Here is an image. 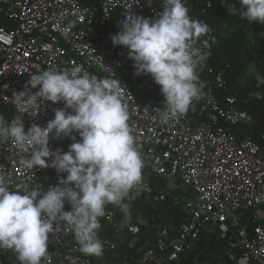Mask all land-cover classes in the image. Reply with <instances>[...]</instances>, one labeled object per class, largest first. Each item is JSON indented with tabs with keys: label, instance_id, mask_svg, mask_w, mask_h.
Returning a JSON list of instances; mask_svg holds the SVG:
<instances>
[{
	"label": "built area",
	"instance_id": "built-area-1",
	"mask_svg": "<svg viewBox=\"0 0 264 264\" xmlns=\"http://www.w3.org/2000/svg\"><path fill=\"white\" fill-rule=\"evenodd\" d=\"M213 4L214 0H209L207 6ZM187 6L191 15L199 2L187 0ZM163 8L164 0H0V108L11 110L4 117L11 120L23 115L16 109L14 94L26 89L38 91L26 84L33 73L80 66L90 75L120 81L133 134L146 160L145 187L135 195L137 205L130 206L131 220L125 223L118 207L106 206L99 230L104 241L102 256L82 253L71 227L61 225L49 233L48 255L41 264H183L207 238L234 231L238 236L235 256L264 264V131L256 134L254 118L243 107L248 97L230 90L223 70L210 68L205 72L202 65L198 68L201 98L183 116L162 122L159 112L154 111L164 106L160 85L151 75H136L129 49L112 42L111 36L122 30L124 15L133 12L154 18ZM215 32L216 28L210 27L201 40L210 42ZM25 69L28 71L23 72ZM262 85L260 74L257 86ZM150 95L161 100L147 99ZM251 96L260 98L261 93ZM39 103L26 109L38 112L36 115L30 111L23 115L26 130L33 123L46 126L56 109L65 106L42 98ZM145 107L153 112L145 115ZM73 135L80 139L78 133ZM73 142L71 137L62 141L50 138V148L67 152ZM0 175L7 177L12 187L24 184L46 191L67 173L58 174L51 166L23 168L20 151L7 142L0 145ZM169 180L189 189L188 197L174 198L181 212L175 223L162 216L157 220L152 213L166 207ZM13 191L23 193L22 188ZM70 209L66 203L65 210ZM146 224H150L155 240L138 248L139 233ZM118 235L127 239L117 241ZM119 242L126 244L129 252L138 249L139 256L131 255L122 263L110 259L106 254L115 252ZM6 252L12 254L11 264H20L11 250Z\"/></svg>",
	"mask_w": 264,
	"mask_h": 264
},
{
	"label": "clouds",
	"instance_id": "clouds-1",
	"mask_svg": "<svg viewBox=\"0 0 264 264\" xmlns=\"http://www.w3.org/2000/svg\"><path fill=\"white\" fill-rule=\"evenodd\" d=\"M240 4L239 9L230 5L229 12L249 23L264 24V0H240ZM189 11L187 0H164L163 10L154 18L133 12L124 15L122 30L111 36L114 45L129 49L135 74L151 75L160 85L164 106L154 111L165 123L186 114L201 98L198 68L211 55L207 39L201 40L210 27L193 19ZM26 84L38 91L14 94L16 109L23 115L28 111L36 115L38 112L26 109L40 104L41 98L65 106L56 109L46 126L33 123L27 130L23 115L8 120L0 114V145L10 142L20 151L23 168L51 166L67 175L46 191L24 184L12 187L0 175V250H11L20 264H41L48 255L49 233L68 225L79 250L100 257L104 241L99 230L106 206L118 207L127 223L131 220L128 201L145 187L146 160L133 134L120 81L98 78L74 66L33 73ZM143 111L145 115L153 112L149 107ZM62 137L75 142L67 152L53 151L50 138ZM21 188L23 193L13 191ZM66 203L70 210H65Z\"/></svg>",
	"mask_w": 264,
	"mask_h": 264
},
{
	"label": "trees",
	"instance_id": "trees-1",
	"mask_svg": "<svg viewBox=\"0 0 264 264\" xmlns=\"http://www.w3.org/2000/svg\"><path fill=\"white\" fill-rule=\"evenodd\" d=\"M93 0H88L92 3ZM199 2V6L191 13L193 19L201 20L216 28V32L209 44L211 55L203 65L205 72L210 68L223 70L229 81L230 90L238 91L242 97H248L249 102L243 107L248 110L254 118L256 134L264 131V85L257 86L258 75L264 77V24L259 22L249 23L241 19L239 15L229 12V6L241 7L240 0L216 1L212 6H207L209 0H193ZM206 8L203 12L202 9ZM205 72L201 76H205ZM260 92L261 97L251 96L253 92ZM149 100L160 101L158 96L150 95ZM192 107V106H191ZM190 107V108H191ZM190 110V109H189ZM188 110V111H189ZM168 197L170 203L165 204L167 208L161 209L162 217L170 220L169 213L174 200ZM171 204V205H170ZM171 212V211H170ZM181 217L179 216L178 219ZM108 236L111 231L108 230ZM224 235H221L223 237ZM117 241L118 237L115 238ZM119 242V248L122 246ZM183 264H196L192 260L184 259ZM240 264V262H237Z\"/></svg>",
	"mask_w": 264,
	"mask_h": 264
},
{
	"label": "crops",
	"instance_id": "crops-1",
	"mask_svg": "<svg viewBox=\"0 0 264 264\" xmlns=\"http://www.w3.org/2000/svg\"><path fill=\"white\" fill-rule=\"evenodd\" d=\"M0 110H3L2 112H3V114H4V116L5 115H8V114H10L11 113V110H10V108H7V107H1L0 108ZM174 182V184H176V187L175 188H173L172 190H170L169 191V196H171L170 198L172 199V200H175L174 198H175V196H184V197H188V191H189V189H188V186H185V188H183V186H181L180 184H177V182H175V181H173ZM175 202V201H174ZM168 203H170V201H168V202H166L165 204H168ZM176 203V202H175ZM171 205V204H170ZM172 207H174L175 209H173L172 208V210H170L169 211V213H170V220L169 221H171V222H177L179 219H178V217L181 215V212H180V207H179V205H176L175 204V206H177V208L175 207V206H173V205H171ZM168 208V207H167ZM177 212H176V211ZM147 213H149V212H147ZM153 213V212H152ZM169 213L168 212H166L165 211V213L164 214H167V215H169ZM161 216V215H160ZM162 218H158V220H161ZM150 224L149 225H145L144 227H143V230L139 233V238H140V242H139V244L137 245V247L139 248V247H145V246H150L151 244H152V242L155 240V235L153 234V233H151L150 232ZM221 236V235H220ZM118 237V240L120 241V242H122V241H124L125 239H127V237L126 236H121V235H118L117 236ZM132 237V236H131ZM207 237H208V235H207ZM216 240H218V243L220 244L219 245V249L222 251L223 249H225V245H226V247L227 248H229V251L228 250H224V252H223V255H221L222 257L221 258H217L216 260L217 261H219V260H222V262L224 263V264H229V262H230V260H228L226 257H225V255L224 254H228V253H230V255L232 254V255H236V252H237V250H236V247H237V244H238V236H237V234H236V232L234 231V232H231V233H228V234H226L225 236H223V237H219V235L217 236H213V237H209V238H207V241H206V243H205V245L204 246H201V248H199V249H197V250H199L202 254H203V252H204V248L205 247H208L209 246V242L210 241H214V242H216ZM122 246L119 248V246H118V249L115 251V252H108L106 255L110 258V259H116L119 263H122V261L123 260H125L127 257H129V256H131V255H133V256H135V255H137V256H139L138 254H139V252H137V250L135 251V252H133L132 250L129 252L128 250H127V248L125 247V245L126 244H124V243H122L121 244ZM138 253V254H137ZM8 254V252H0V264H4V261H5V256ZM195 254H196V252H194V253H192L191 254V260L194 262V256H195ZM227 256V255H226ZM205 257H206V255H205ZM234 257V256H233ZM237 257V256H236ZM206 259H207V257H206ZM234 259H235V257H234ZM236 259H238V257L236 258ZM13 261V257H12V259H8V262L11 264V262ZM217 261L215 262V261H212V262H214V264H217ZM220 262V261H219ZM218 262V263H219ZM237 262H240V261H238V260H236L235 261V263H237ZM196 263V262H195ZM58 264V263H57ZM240 264H241V262H240Z\"/></svg>",
	"mask_w": 264,
	"mask_h": 264
},
{
	"label": "rangeland",
	"instance_id": "rangeland-1",
	"mask_svg": "<svg viewBox=\"0 0 264 264\" xmlns=\"http://www.w3.org/2000/svg\"><path fill=\"white\" fill-rule=\"evenodd\" d=\"M216 1H219L220 2V1H223V0H216ZM2 111L3 110H0V114L4 115ZM63 139H64V137H62V138H60L58 140L62 141ZM185 186L186 185H184L183 188H185ZM175 187H176V184H174L173 180H169L167 182V188H168V190L169 189L172 190ZM128 203H130V206L132 205V203H134V205H137L136 202L134 201V199L128 201ZM163 208L167 210V207H163ZM172 208L175 209L174 207H172ZM137 209H139V208H137ZM153 214L157 216V220H158V218H161L160 217V215H161L160 213H157L156 211H154ZM169 215H170V213H169ZM150 232L152 233L151 230H150ZM219 237H221V236H219ZM219 245L220 244L218 243V240H216V242L210 241L209 242V246L204 248L203 254L199 250H195L196 254L194 256V262H196V264H214V262H212V261H215L216 262L217 261L216 260L217 258H221L222 257L221 255H223L224 250H228L229 251V248H227L226 245H225V249H223L222 250L223 252H222L219 249ZM205 255H206L207 259H206ZM224 255H225V257L228 260H230L229 264H237V263H235L236 260H239L241 262V264H252L250 262H245L244 260H240L239 258L236 259L237 257L235 255H232V254L230 255V253L224 254ZM233 256L235 257V259H234ZM8 259H12V254L8 253L5 256L4 264H10L8 262ZM219 261H217V264H224L222 262V260H219Z\"/></svg>",
	"mask_w": 264,
	"mask_h": 264
}]
</instances>
